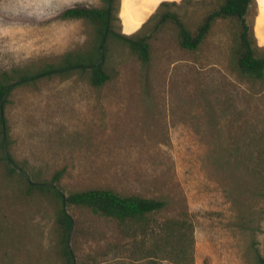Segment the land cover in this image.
I'll list each match as a JSON object with an SVG mask.
<instances>
[{
	"label": "rangeland",
	"instance_id": "1",
	"mask_svg": "<svg viewBox=\"0 0 264 264\" xmlns=\"http://www.w3.org/2000/svg\"><path fill=\"white\" fill-rule=\"evenodd\" d=\"M162 1L180 2L119 0L113 32L134 34ZM255 1L247 20L263 49L264 0ZM102 6L0 0V72L56 64L102 44L111 77L93 87L89 72L74 71L14 88L5 106L12 167L40 181L61 172L64 195L109 189L165 202L148 216L147 233L135 237L85 208L67 207L74 264H178L183 257L151 253L161 225L178 220L193 228L179 264H255V250L264 256V78L234 67L237 23L215 22L196 51L182 49L165 24L150 39L143 66L114 37L100 43L90 22L61 18L69 8ZM210 8L183 5L178 12L194 32ZM23 189L0 165V264H63L55 203Z\"/></svg>",
	"mask_w": 264,
	"mask_h": 264
},
{
	"label": "trees",
	"instance_id": "2",
	"mask_svg": "<svg viewBox=\"0 0 264 264\" xmlns=\"http://www.w3.org/2000/svg\"><path fill=\"white\" fill-rule=\"evenodd\" d=\"M119 0H103L101 8H69L62 12L61 18L85 20L90 22L100 40L108 36L127 45L143 66L150 61V39L165 24H171L177 34L180 47L187 51H196L206 39L212 26L219 20H232L237 23L235 42L232 47V61L239 74L253 80L264 78V48L257 45L253 26L247 20V14L256 5L255 0H180V2L162 1L154 14L131 35L116 34L111 22L117 10ZM183 5H205L211 7L201 23L191 32L178 9ZM174 8V10H171ZM154 23L150 32L143 30ZM74 71L89 72V81L93 87H101L111 77L106 73L100 48L87 53H68L58 63L45 64L38 68L12 69L0 72V165L5 175L17 177L24 186L25 195H39L49 198L56 205L55 225L58 231L57 246L63 264H74L69 246L73 230V220L67 213V207L85 208L93 215L116 222L128 237L138 233L145 235L148 228V216L161 212L165 202L160 199L145 198L138 195L122 196L109 189L80 190L64 195L59 188L61 172H57L48 181H40L13 167L14 161L8 155L9 127L5 117V106L12 90L19 86L35 84L54 76H66ZM136 229V230H135ZM192 225L185 221H168L156 232L157 251H152L155 258L160 255L188 256V248L193 244ZM169 249V252H167ZM153 257V256H151ZM255 264H264V256L254 251Z\"/></svg>",
	"mask_w": 264,
	"mask_h": 264
},
{
	"label": "water",
	"instance_id": "3",
	"mask_svg": "<svg viewBox=\"0 0 264 264\" xmlns=\"http://www.w3.org/2000/svg\"><path fill=\"white\" fill-rule=\"evenodd\" d=\"M100 51H101V53H102V44L100 45Z\"/></svg>",
	"mask_w": 264,
	"mask_h": 264
},
{
	"label": "crops",
	"instance_id": "4",
	"mask_svg": "<svg viewBox=\"0 0 264 264\" xmlns=\"http://www.w3.org/2000/svg\"><path fill=\"white\" fill-rule=\"evenodd\" d=\"M158 7V6H157Z\"/></svg>",
	"mask_w": 264,
	"mask_h": 264
}]
</instances>
